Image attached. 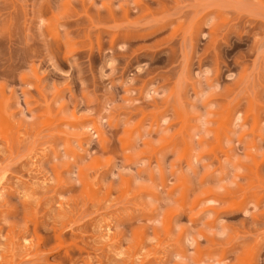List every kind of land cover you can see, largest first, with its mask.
Returning a JSON list of instances; mask_svg holds the SVG:
<instances>
[{
  "label": "rangeland",
  "instance_id": "obj_1",
  "mask_svg": "<svg viewBox=\"0 0 264 264\" xmlns=\"http://www.w3.org/2000/svg\"><path fill=\"white\" fill-rule=\"evenodd\" d=\"M0 264H264V0H0Z\"/></svg>",
  "mask_w": 264,
  "mask_h": 264
}]
</instances>
